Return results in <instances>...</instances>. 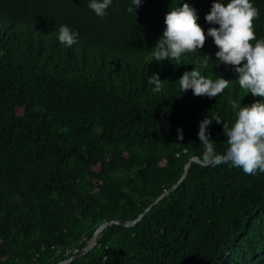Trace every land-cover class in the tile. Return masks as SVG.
Wrapping results in <instances>:
<instances>
[{
  "label": "trees",
  "instance_id": "obj_1",
  "mask_svg": "<svg viewBox=\"0 0 264 264\" xmlns=\"http://www.w3.org/2000/svg\"><path fill=\"white\" fill-rule=\"evenodd\" d=\"M88 2L0 0V264L58 263L102 222L135 220L201 160V120L231 126L230 100L264 102L217 60L210 36L180 65L149 61L172 7H194L207 33L218 27L205 21L213 0H142L135 14L131 0H113L104 18ZM252 2L264 38V0ZM61 24L78 44L59 43ZM194 67L229 88L211 98L180 92L178 78ZM154 73L160 93L147 82ZM208 133L223 154L222 125L213 119ZM68 264H264V173L192 162L134 226L112 223Z\"/></svg>",
  "mask_w": 264,
  "mask_h": 264
},
{
  "label": "clouds",
  "instance_id": "obj_2",
  "mask_svg": "<svg viewBox=\"0 0 264 264\" xmlns=\"http://www.w3.org/2000/svg\"><path fill=\"white\" fill-rule=\"evenodd\" d=\"M142 0H131L127 11L134 13V6L139 7ZM113 0H89L87 7L97 17L104 18ZM259 10L252 0H227L221 3L213 0L210 11L205 14V21L218 27H209L207 33L198 23L197 12L188 3L172 7L164 17L165 28L162 36L152 47L151 60L175 61L180 65L181 57L186 53H197L210 36L218 49L215 57L220 63L231 66L238 74L239 86L253 96L264 98V38H257L255 20ZM57 39L60 44L71 47L78 42L79 33L68 25L58 27ZM201 61V68H209L210 57L207 54ZM164 80L157 74L148 76V84L154 85L152 91L160 93ZM179 91L192 90L195 96L217 97L229 88L231 80L224 78L210 79L202 75L201 70L193 68L185 71L178 78ZM235 119L231 126L221 121L219 115L204 118L199 122L198 138L203 147L201 163L204 167H216L226 164L238 168L247 175L264 173V102L257 101L242 106L239 101L230 100ZM222 125L227 138V147L223 154L216 151L215 143L210 139L208 127L212 120ZM177 140L183 139L182 130L177 129Z\"/></svg>",
  "mask_w": 264,
  "mask_h": 264
},
{
  "label": "water",
  "instance_id": "obj_3",
  "mask_svg": "<svg viewBox=\"0 0 264 264\" xmlns=\"http://www.w3.org/2000/svg\"><path fill=\"white\" fill-rule=\"evenodd\" d=\"M192 162H199L201 163V160L199 159V157H193L191 159V161L189 163H187L186 165V171L184 173V175L182 176L181 179H179V181L174 184L171 188H169L167 191H165L157 200H155L152 204H150L145 211L140 214L135 220L132 221H127V220H117V219H112V220H108L105 222H102L94 231L92 237L86 242V244L80 249L78 250L76 253H74L73 255H71L70 257L66 258L63 261H60L58 263H54V264H68L70 262H72L73 260H75L76 258H78L79 256L85 254L86 252H88L89 250H91L93 248V246L96 244V239L98 237V235L109 225H111L112 223H118L121 225H124V227H131L134 226L138 221H140L142 219V217L155 205L157 204L162 198H164L165 196H168L170 193H172L178 186L179 184L183 181V179L185 178V176H187V173L189 171V168L191 166ZM202 164V163H201Z\"/></svg>",
  "mask_w": 264,
  "mask_h": 264
},
{
  "label": "bare ground",
  "instance_id": "obj_4",
  "mask_svg": "<svg viewBox=\"0 0 264 264\" xmlns=\"http://www.w3.org/2000/svg\"><path fill=\"white\" fill-rule=\"evenodd\" d=\"M77 44H78V43H77ZM251 233H252V232H251ZM251 233H250V234H251ZM246 234H247V233H246ZM250 236H251V235H250ZM242 239H243V238H242ZM240 240H241V239H240ZM238 242H239V241H238ZM244 242H246V241H244Z\"/></svg>",
  "mask_w": 264,
  "mask_h": 264
}]
</instances>
